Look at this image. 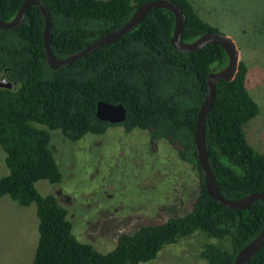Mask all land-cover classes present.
<instances>
[{"label":"trees","instance_id":"trees-1","mask_svg":"<svg viewBox=\"0 0 264 264\" xmlns=\"http://www.w3.org/2000/svg\"><path fill=\"white\" fill-rule=\"evenodd\" d=\"M22 1L0 0V18L11 19ZM40 1L50 20L51 52L65 57L124 24L147 0ZM169 1L183 14V41L218 31L199 16L191 0ZM172 27L170 10L152 8L121 37L56 68L45 60L43 19L35 5L18 25L0 28V77L10 84L0 86V149L7 170L0 176V196L35 205L30 264H138L193 232L221 240L200 245L198 256L205 264H232L236 252L260 231L264 203L257 200L239 209L218 203L206 193L196 159L193 128L206 77L225 66L226 54L215 43L192 52L177 50L169 40ZM246 72L239 61L232 79L217 81L204 121L207 161L221 195L228 199L264 191V151L257 152L242 130L258 112L245 86ZM99 101L120 104L123 119H99ZM112 125L125 132L145 130L152 141L176 143L179 159L196 170L199 180L182 212L118 233L114 246L100 252L74 236L66 206L51 192L40 194L35 182L62 180L50 146L52 130L76 141ZM245 264H264V243Z\"/></svg>","mask_w":264,"mask_h":264},{"label":"rangeland","instance_id":"rangeland-1","mask_svg":"<svg viewBox=\"0 0 264 264\" xmlns=\"http://www.w3.org/2000/svg\"><path fill=\"white\" fill-rule=\"evenodd\" d=\"M191 2L203 20L236 44L238 60L247 68L246 89L258 106L242 130L247 142L263 152L264 0ZM57 133L51 131L50 146L62 180L56 184L38 180L35 188L40 194L62 196L74 236L100 252L114 246L118 233L182 212L197 189L196 170L179 159L176 143L152 141L145 130L125 132L112 125L101 134L86 133L76 141H66ZM6 172L0 149V176ZM35 223L33 203L23 206L7 195L0 196V264L30 263ZM23 242L24 250L20 248ZM204 242L221 240L193 232L138 264H205L198 256Z\"/></svg>","mask_w":264,"mask_h":264},{"label":"water","instance_id":"water-1","mask_svg":"<svg viewBox=\"0 0 264 264\" xmlns=\"http://www.w3.org/2000/svg\"><path fill=\"white\" fill-rule=\"evenodd\" d=\"M30 5H35L42 15V48L45 60L50 68H56L65 64H69L80 58L84 54L100 47L101 45L116 40L125 32L137 25L138 22L152 8L155 7L166 8L172 12L173 27L169 40L173 47L177 50L192 52L198 50L200 47L207 43H215L220 45L226 54L227 62L222 68L216 71H211L207 74L205 96L199 106L195 125L193 128V143L196 152L197 163L202 173L204 189L212 199L222 205L234 209L248 207L250 204L257 200H260L264 203V191L250 192L236 199H228L223 197L219 191V188L207 161V150L204 137V121L214 99L215 85L219 79L225 81H229L230 79H232L237 70V64L239 62L236 44L230 36L218 31H207L203 32L191 41H183L181 39V32L183 29V14L179 7L169 0H147L137 5L128 20L121 26L101 35L90 44L70 55H67L65 57H56L52 54L50 49L49 16L47 13V9L40 0L22 1L11 19L2 20L0 18V28L10 29L18 25L22 21L24 13ZM0 86L9 87L10 84L3 77H0ZM95 114L101 120L114 123L119 122L123 119L124 109L120 104L113 105L107 102L99 101L96 104ZM263 243L264 221L257 235L236 252L232 264H245Z\"/></svg>","mask_w":264,"mask_h":264},{"label":"crops","instance_id":"crops-1","mask_svg":"<svg viewBox=\"0 0 264 264\" xmlns=\"http://www.w3.org/2000/svg\"><path fill=\"white\" fill-rule=\"evenodd\" d=\"M35 237H36V235H35ZM31 243H32V241H31ZM35 245V244H34ZM20 248L22 249V250H24V242L23 243H21V245H20ZM31 249H34V246L31 248ZM31 251V250H30ZM32 254H33V251H32ZM31 257H32V255H31ZM15 258V257H14ZM19 257H16L15 259H18ZM29 258H30V256H29ZM27 261H29V259L27 260ZM31 261V260H30ZM30 264V263H29Z\"/></svg>","mask_w":264,"mask_h":264},{"label":"flooded vegetation","instance_id":"flooded-vegetation-1","mask_svg":"<svg viewBox=\"0 0 264 264\" xmlns=\"http://www.w3.org/2000/svg\"><path fill=\"white\" fill-rule=\"evenodd\" d=\"M56 195H57V193H56ZM58 195H57L58 199L61 200L62 199V196H58ZM64 200H67V197L66 196L64 197Z\"/></svg>","mask_w":264,"mask_h":264}]
</instances>
